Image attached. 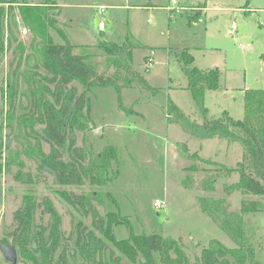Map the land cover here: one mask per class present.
Segmentation results:
<instances>
[{
  "label": "rangeland",
  "instance_id": "rangeland-1",
  "mask_svg": "<svg viewBox=\"0 0 264 264\" xmlns=\"http://www.w3.org/2000/svg\"><path fill=\"white\" fill-rule=\"evenodd\" d=\"M27 1L38 4L44 0ZM55 2L48 14L57 20L69 42L90 46L75 47L73 52H93L97 74L119 69L132 84V88H122L119 97L113 87L88 91V105L80 119L82 128L73 130L84 161L95 152H104L110 156L109 174L114 177L103 186L90 185L87 180L82 185H61L49 170L40 166L34 153L35 133L23 120L34 109L35 83H46L42 76L48 74L38 59L40 38L23 24L14 9V13L3 18V48H0V242L14 244L13 232L17 229L14 215L27 194L32 195L35 204L31 233L41 226L46 233L51 217L44 210L43 200L49 198L61 218V244L67 249L69 264H82L75 239L82 225L92 227L91 213L69 204L61 192L87 194L97 190L103 193V202L94 200L93 205L101 215L114 211L128 217L134 233L181 239L189 264H196L195 259L210 239L234 247L228 235L201 210L198 196L224 197L230 211H239L242 199L264 203V196L246 194L240 189L227 191L224 186L235 183L238 174H228L217 165L189 158L182 144L187 145L189 153L196 151L201 158L227 167H235L244 148L240 142H228L225 138L200 141L190 137L178 122L166 120V104L170 99L189 118L201 119L186 88L182 64L175 56V52L186 49L193 56V66L219 71V88L207 90L204 97L208 117L218 118L226 111L235 120L243 118L244 90L264 89V0H249L247 5L246 0H177L180 10L174 13L167 9L170 0ZM195 14L202 21L191 18ZM49 31L55 43H64L56 31L52 28ZM127 41L137 44L132 50V67L125 64ZM20 42L25 51L19 60ZM110 51L115 53L109 54ZM145 55L151 62L144 75L149 77L153 88L142 90L134 71ZM141 68L138 67L139 73ZM13 82L16 97L14 107L9 110L6 89ZM71 84L78 93L84 90L76 81ZM42 127L34 125L38 132ZM41 144L47 152L48 143ZM67 157L65 152L63 158ZM192 165L195 171L188 169ZM246 169L251 171L247 160ZM209 177L214 179L213 191L202 187V180ZM185 178H190L186 185ZM156 199L162 202L160 208L153 206ZM243 220L245 233L254 246V258L264 264V211L244 214ZM114 232L117 238H127L130 233L125 224L116 226ZM30 247L35 248L33 241ZM16 250V264H30L18 247ZM0 264H11L1 250ZM247 264L255 263L250 259Z\"/></svg>",
  "mask_w": 264,
  "mask_h": 264
},
{
  "label": "trees",
  "instance_id": "trees-1",
  "mask_svg": "<svg viewBox=\"0 0 264 264\" xmlns=\"http://www.w3.org/2000/svg\"><path fill=\"white\" fill-rule=\"evenodd\" d=\"M56 0H44L42 3H29L27 0H0V48H3V18L14 13L31 32L40 38L38 48L40 67L48 74L43 80L53 84L50 88L46 83H35L32 91L34 109L30 116H25L24 125L35 133L36 147L34 153L40 161V166L49 170L61 185H82L85 180L90 185L103 186L112 182L109 174L110 156L104 152H95L84 161L81 150L75 144L73 130L82 128L80 119L83 110L88 105L87 92L98 88L113 87L119 93L122 88H132L129 78L115 69L109 74L105 71L97 74L93 52H73L75 47L89 48L88 45H73L67 39L64 31L57 24V20L48 14L50 7L56 5ZM249 0H246V5ZM188 10V9H186ZM169 12L174 13L173 10ZM200 14V13H199ZM199 14L191 18L199 19ZM52 28L63 38L64 43H55L50 34ZM128 40V37L127 39ZM128 42V62L126 67H132V49L136 43ZM20 45L19 60L24 54L25 47ZM115 52L110 51L109 54ZM175 56L182 64V71L187 79L186 88L190 91L191 99L198 108L200 121L189 118L172 100L166 104L167 121L178 122L180 127L191 137L204 140L212 137L225 138L228 142L238 141L244 148L241 160L235 167H227L210 159L201 158L198 153H189L185 143L184 152L191 159H197L221 167L226 173H237L238 180L224 189H240L243 193L264 196V89H246L243 94V118L235 120L226 111L218 118H209L208 110L204 106L207 90L219 88L218 69H201L192 65L193 56L186 49L175 52ZM113 60L112 62H114ZM149 62L143 71L135 70L141 82V89H151L146 80ZM129 67V68H130ZM145 74V75H144ZM72 81L78 82L84 90L78 93ZM16 84H9L6 89V99L10 108L14 107ZM42 124L41 132L35 131L34 125ZM237 130V131H236ZM48 143L49 149L44 152L41 142ZM67 152V159L63 155ZM114 157V156H113ZM246 160L251 171L246 169ZM188 169L195 171L194 165ZM185 178L183 184L186 185ZM204 190H214V179L202 180ZM62 197L72 206L80 207L84 213H91L92 227L87 229L79 226L75 239L79 254L83 258L82 264H189L181 239L162 236L157 233H134L128 217L109 211L101 215L93 201L102 203V194L97 190L89 193L75 194L61 192ZM114 201L113 196H111ZM201 210L209 215L234 243L228 247L217 239H210L209 244L201 249L195 259L196 264H247L251 259L255 264H262L255 257L252 242L245 233L243 216L247 213L264 211V203L260 200L242 199L239 211L227 209L226 200L220 198H206L198 196ZM44 210L50 214L46 233L41 226L31 233L34 212V200L27 194L23 206L15 212L17 229L13 232V245L18 247L21 256L30 264H69L66 247L61 244V218L54 209L49 198L43 200ZM125 224L129 227V237L117 238L114 228ZM81 225V224H80ZM35 243L32 249L31 242ZM109 243L113 248L109 250ZM109 250L110 253H107ZM117 251V253H116ZM140 258H139V257Z\"/></svg>",
  "mask_w": 264,
  "mask_h": 264
},
{
  "label": "water",
  "instance_id": "water-1",
  "mask_svg": "<svg viewBox=\"0 0 264 264\" xmlns=\"http://www.w3.org/2000/svg\"><path fill=\"white\" fill-rule=\"evenodd\" d=\"M0 250L5 260L11 264H16L17 262V250L14 245H10L4 242H0Z\"/></svg>",
  "mask_w": 264,
  "mask_h": 264
},
{
  "label": "built area",
  "instance_id": "built-area-1",
  "mask_svg": "<svg viewBox=\"0 0 264 264\" xmlns=\"http://www.w3.org/2000/svg\"><path fill=\"white\" fill-rule=\"evenodd\" d=\"M170 6L167 7V9L170 11V10H173L174 12L176 11H179L180 9L177 7V0H170ZM185 9H189L187 7H184ZM199 21H202L201 18L198 19ZM230 28L233 29L235 28V22L232 21L231 24H230ZM24 32V31H23ZM26 32V31H25ZM153 206L156 207V208H160L162 206V202H160L158 199H156L154 202H153Z\"/></svg>",
  "mask_w": 264,
  "mask_h": 264
},
{
  "label": "crops",
  "instance_id": "crops-1",
  "mask_svg": "<svg viewBox=\"0 0 264 264\" xmlns=\"http://www.w3.org/2000/svg\"><path fill=\"white\" fill-rule=\"evenodd\" d=\"M101 26H102V25H101ZM77 45H78V44H77ZM134 49H135V48H134ZM132 50H133V49H132ZM147 56H148V55L143 56L142 59H141V61H140V62H137V66H136V70H137V71H138V67H142V68H141V71H143V68L145 67L144 62H145L146 59H147V61H149V59L151 60V58H150V57L147 58ZM132 59H133V52H132ZM142 62H143V63H142ZM150 62H151V61H150ZM141 64H143L144 67L141 66ZM146 80H147V83L149 84V86H151V87L153 88V85L150 84V82H149V77H146ZM169 88H170V87H169ZM142 90H144V89H142ZM143 103H144V102H141V107L143 106ZM137 104H138V103H137ZM137 104H136V105H137ZM177 106H178V105H177ZM178 107H179V106H178ZM135 113H136V114H140V113H139V110H136V109H135ZM135 113H134V114H135ZM141 115H142V114H141ZM141 119H144V118L141 116ZM187 135H189V134H187ZM190 137H191V136H190Z\"/></svg>",
  "mask_w": 264,
  "mask_h": 264
}]
</instances>
